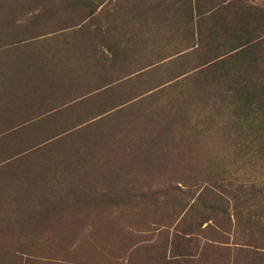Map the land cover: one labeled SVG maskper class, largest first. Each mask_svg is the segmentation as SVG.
Instances as JSON below:
<instances>
[{
    "label": "rangeland",
    "instance_id": "obj_1",
    "mask_svg": "<svg viewBox=\"0 0 264 264\" xmlns=\"http://www.w3.org/2000/svg\"><path fill=\"white\" fill-rule=\"evenodd\" d=\"M244 2L0 0V264H264V160L202 72Z\"/></svg>",
    "mask_w": 264,
    "mask_h": 264
},
{
    "label": "trees",
    "instance_id": "obj_2",
    "mask_svg": "<svg viewBox=\"0 0 264 264\" xmlns=\"http://www.w3.org/2000/svg\"><path fill=\"white\" fill-rule=\"evenodd\" d=\"M228 8L229 14L220 23L215 20L216 25H221V34L214 35L228 44L230 54L221 64H210L202 72L227 84L224 100L235 119H242L244 137L257 159L264 160V9L247 2L233 3ZM221 46L219 42L215 49ZM246 59L252 63L246 64ZM244 186L237 184L238 194ZM260 195L259 207L264 209V193Z\"/></svg>",
    "mask_w": 264,
    "mask_h": 264
}]
</instances>
